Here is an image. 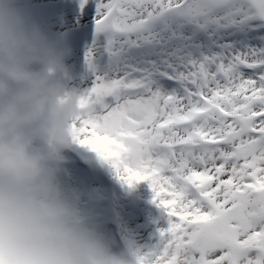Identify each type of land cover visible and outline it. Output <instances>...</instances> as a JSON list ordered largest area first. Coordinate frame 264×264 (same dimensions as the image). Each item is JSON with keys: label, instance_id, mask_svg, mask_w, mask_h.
Wrapping results in <instances>:
<instances>
[{"label": "snow or ice", "instance_id": "6c2138e0", "mask_svg": "<svg viewBox=\"0 0 264 264\" xmlns=\"http://www.w3.org/2000/svg\"><path fill=\"white\" fill-rule=\"evenodd\" d=\"M71 50L74 140L166 211L138 264H264V0H27Z\"/></svg>", "mask_w": 264, "mask_h": 264}, {"label": "clouds", "instance_id": "9594fccd", "mask_svg": "<svg viewBox=\"0 0 264 264\" xmlns=\"http://www.w3.org/2000/svg\"><path fill=\"white\" fill-rule=\"evenodd\" d=\"M71 54L27 0H0V264H138L142 255L135 240L113 251L56 183L50 161L78 144Z\"/></svg>", "mask_w": 264, "mask_h": 264}, {"label": "rangeland", "instance_id": "374dc122", "mask_svg": "<svg viewBox=\"0 0 264 264\" xmlns=\"http://www.w3.org/2000/svg\"><path fill=\"white\" fill-rule=\"evenodd\" d=\"M68 63L71 65L72 61L69 60ZM68 82L69 84H73L72 80H69ZM74 147L81 150L83 158L89 163V174L91 175V179L84 178L80 172H77L79 170H74L68 168L67 166H62V164L59 163V165H61L59 166L60 169L68 171V175L63 176V171L61 170L56 179V183L58 186L61 183V187L59 188L61 189L66 202L72 205L75 203L74 206H76L79 209L80 213H82V210L86 205L85 202L87 196L106 195L105 185H103L102 189L96 190L95 192H93L89 188V183L100 181L99 174L101 172L104 174L106 173L114 182L115 191L114 194H112L106 202L108 211L105 215H103V217L106 219L110 217V219L115 220L121 225V227L123 228L121 235L124 238V241L135 240L138 244L141 239L145 241L148 240L150 243L147 242V245L142 248V250H144L145 253L149 252L153 247L155 241L158 239L157 234L161 229H163L161 224L154 225L152 227H149L150 224H148L149 221H152L150 213H157V211H154V209H152V207L150 208L149 206V202H153V191L149 186V183L147 181H142L134 183L130 186L126 182L120 180L116 176L115 170L110 166V164L102 161L99 156L90 148L82 146L80 144H77ZM64 156L66 159H68V155ZM52 164L54 165V163ZM68 176L70 178L74 176L75 180H64ZM154 205L157 208H160L156 203H154ZM143 209L147 210L149 213L145 211L142 212ZM161 209L162 208L158 209L161 212L156 215H160L162 224L164 223V225H168L166 223V221L168 220L166 211L164 209ZM98 212L100 213V209L98 210ZM87 222L95 227L97 218L94 217ZM104 227H106L107 229L106 233L103 229V226H97L96 228L98 229L102 237L111 244L113 242L111 227L107 223H105ZM149 235H154V239L152 241L148 239Z\"/></svg>", "mask_w": 264, "mask_h": 264}, {"label": "bare ground", "instance_id": "6f19581e", "mask_svg": "<svg viewBox=\"0 0 264 264\" xmlns=\"http://www.w3.org/2000/svg\"><path fill=\"white\" fill-rule=\"evenodd\" d=\"M62 154H63V153H62ZM72 180H74V178H72ZM59 183H60V181H59ZM59 187H61V183H60ZM89 188H90L91 190H96V189L100 190V189L103 188V185H102L100 182H95V183H93V184L90 183V184H89ZM144 211L147 212V213H149L147 210L143 209L142 212H144ZM150 214H151L152 217L156 216V218L153 220V223H152L151 226L158 225V224H161V225L163 226V224H162V219H161L158 215H156V214H152V213H150ZM98 218H99V223H103V218H101V217H98ZM143 229H144V227H143ZM146 244H147V242H146L145 240H143V239H141V241L138 242V245H139L140 248H141V252H142V254L145 253L144 250H142V248H144V247L146 246ZM112 249H113V251H115V250H117L118 248L115 247V246H112Z\"/></svg>", "mask_w": 264, "mask_h": 264}]
</instances>
